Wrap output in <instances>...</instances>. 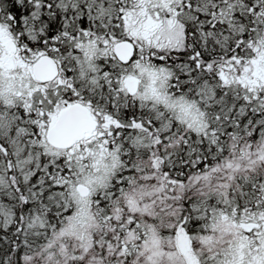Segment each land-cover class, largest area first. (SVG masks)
Segmentation results:
<instances>
[{"label":"snow or ice","instance_id":"6c2138e0","mask_svg":"<svg viewBox=\"0 0 264 264\" xmlns=\"http://www.w3.org/2000/svg\"><path fill=\"white\" fill-rule=\"evenodd\" d=\"M0 264H264V0H0Z\"/></svg>","mask_w":264,"mask_h":264}]
</instances>
